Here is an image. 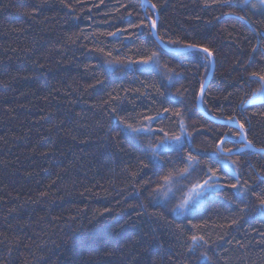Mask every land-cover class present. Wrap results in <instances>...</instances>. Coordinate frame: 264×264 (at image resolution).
<instances>
[{
  "label": "trees",
  "instance_id": "1",
  "mask_svg": "<svg viewBox=\"0 0 264 264\" xmlns=\"http://www.w3.org/2000/svg\"><path fill=\"white\" fill-rule=\"evenodd\" d=\"M152 3L165 46L213 52L201 105L212 120L198 110L205 54L194 62L162 47L160 68L138 63L156 49L141 0H0V264H264V206L253 194L264 192V153L253 150L264 151V98L252 76L264 75V8ZM233 115L253 145H225L248 195H235L229 175L173 211L203 178L175 175L180 157L210 155L220 133L237 131L213 120ZM181 122L191 145L154 164L149 144L181 135Z\"/></svg>",
  "mask_w": 264,
  "mask_h": 264
},
{
  "label": "snow or ice",
  "instance_id": "2",
  "mask_svg": "<svg viewBox=\"0 0 264 264\" xmlns=\"http://www.w3.org/2000/svg\"><path fill=\"white\" fill-rule=\"evenodd\" d=\"M244 3H247V0H243ZM260 4L264 5V0H259ZM142 8H145L146 15L141 21V25L146 23L147 30L149 34L154 38L156 49L150 52H146L145 57L138 61L139 64L144 66L145 70L160 68V49L164 46L163 38L160 36L157 29L160 27L158 24V16L156 19H153L151 16L147 15V10L151 9L154 12L157 10V5L152 3V0H142ZM256 7V5H252ZM134 27H140V25H133ZM172 51L185 53L190 55L194 62H197L201 59V53L205 54L202 58L211 63V58L213 57V52L207 48L202 47L196 44H189L185 48L173 49ZM167 67V66H164ZM167 74V73H166ZM252 76L258 77L260 81V87L253 93V96H264V75H259L258 73H253ZM171 75H168L169 81H171ZM204 88L201 85V96L199 99H203ZM243 103V102H242ZM177 115H179L177 113ZM215 119V117H213ZM229 127H234L237 129L234 133H220L222 137L217 143L214 151L209 155L207 153H198L193 155L192 152H189L186 156L180 157L181 161L184 164V167L175 175L181 178H188L193 173L199 171L202 174V179H197L195 184L188 189L189 195L184 198L183 202L177 206L173 211L184 210L187 212L190 208L194 207L200 202V200L209 193H214L219 188V181L223 177L231 175L236 179V184H231L230 186L234 189H237L235 195L238 197H246L248 195V190L239 187L240 184V174L238 171V161L231 160L232 155H234V150L232 148H226L227 143H234L237 145L235 148V153H242L245 149H252V141L248 140L247 130L245 124L241 123L236 117L230 116L226 121ZM129 130L133 133L140 134L142 129L132 128L131 125L128 126ZM181 135L168 136L165 133V138L159 141L157 144H149L148 148L153 155V163H158L156 159L157 154L161 151H175L177 153L181 152L185 146L191 145V138L188 135H185V127L183 122L180 123ZM123 131V130H122ZM150 131V129H149ZM233 137H238V139H233ZM201 156H206L205 160L200 159ZM173 180V173H169L164 177L166 184L171 183ZM227 183V181H226ZM257 195V198L260 200V204L264 206V192L262 193H253ZM264 214V213H262ZM193 244L202 241L204 238L202 236H192L191 237ZM205 243H207L205 241Z\"/></svg>",
  "mask_w": 264,
  "mask_h": 264
},
{
  "label": "water",
  "instance_id": "3",
  "mask_svg": "<svg viewBox=\"0 0 264 264\" xmlns=\"http://www.w3.org/2000/svg\"><path fill=\"white\" fill-rule=\"evenodd\" d=\"M142 1V0H141ZM163 49L165 50V51H167L168 53L170 52V53H172V54H180V52H176V51H172L173 49L172 48H168L167 46H163ZM211 66H212V69H211V72H210V74H209V76H208V79L205 81V83L203 84V88H204V91H205V89H206V87L209 85V83H210V81L212 80V76H213V74H214V70H215V59H214V56L211 58ZM204 94V93H203ZM201 96V92H200V94H199V97ZM199 97H198V99H199ZM201 105H202V100L201 99H199L198 100V110L201 112V113H203V115L204 116H206L207 118H209L210 120H212L210 117H208L206 114H204V112H203V110L201 109ZM214 122H218V123H221V124H223V125H228L227 123H224V122H220V121H215V120H213ZM253 149V148H252ZM254 151H256V152H258V153H264V151L263 150H261V151H258V150H255V149H253Z\"/></svg>",
  "mask_w": 264,
  "mask_h": 264
},
{
  "label": "rangeland",
  "instance_id": "4",
  "mask_svg": "<svg viewBox=\"0 0 264 264\" xmlns=\"http://www.w3.org/2000/svg\"><path fill=\"white\" fill-rule=\"evenodd\" d=\"M250 1H256V3L257 4H260V2H259V0H250ZM260 5H262V4H260ZM261 7H263L264 8V5H262ZM262 99V98H264V96H257V99Z\"/></svg>",
  "mask_w": 264,
  "mask_h": 264
}]
</instances>
